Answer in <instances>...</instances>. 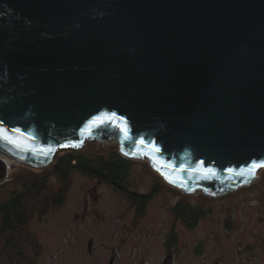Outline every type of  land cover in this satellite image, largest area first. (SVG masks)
Wrapping results in <instances>:
<instances>
[{
	"label": "water",
	"instance_id": "water-1",
	"mask_svg": "<svg viewBox=\"0 0 264 264\" xmlns=\"http://www.w3.org/2000/svg\"><path fill=\"white\" fill-rule=\"evenodd\" d=\"M86 142H114L183 193L250 186L264 0H0V152L41 168ZM10 173L0 158V183Z\"/></svg>",
	"mask_w": 264,
	"mask_h": 264
},
{
	"label": "flooded vegetation",
	"instance_id": "flooded-vegetation-1",
	"mask_svg": "<svg viewBox=\"0 0 264 264\" xmlns=\"http://www.w3.org/2000/svg\"><path fill=\"white\" fill-rule=\"evenodd\" d=\"M88 177L98 180L96 176ZM98 187H88L82 200L76 204V211L67 213V217L60 220L57 217L54 223L51 218L66 209V196L58 197L56 193L52 196L48 192V201L39 207L37 216L28 225L29 228L35 226V231L29 229L34 235L35 246L28 255L31 264L234 263L228 259L225 238L213 234L211 229L207 234L197 232L198 226L204 227L201 220L205 218L199 217L198 213L196 216L194 208L190 209L186 203L176 202L167 207L172 217H146L150 213L149 200L157 194L155 184L145 194H130L131 190L122 183L118 186L109 184L112 191L121 192L126 199H130L127 213H131V217H121V213L118 218H107L100 209L104 196ZM147 196H150L149 200ZM52 197L58 202H53ZM230 225V222L225 221L224 228ZM48 235L50 239L46 240L45 236ZM236 249V264H254L247 255L252 250L251 245L237 243ZM261 256L264 257V243ZM260 261L264 262V259ZM255 263L259 264V261L255 260Z\"/></svg>",
	"mask_w": 264,
	"mask_h": 264
},
{
	"label": "rangeland",
	"instance_id": "rangeland-1",
	"mask_svg": "<svg viewBox=\"0 0 264 264\" xmlns=\"http://www.w3.org/2000/svg\"><path fill=\"white\" fill-rule=\"evenodd\" d=\"M70 151L73 150L69 148L62 149L55 157H65ZM74 152H81L87 155V157L93 156L95 158L107 157L110 153L114 152L119 154L118 146L114 142H86L81 150H74ZM2 158L6 161V158ZM128 161V175L122 181H118V184L122 183V185L128 187L131 190L130 194L148 193L154 187V184L156 185L157 194L149 200L150 205L148 207L150 208V213L146 217H158L159 219L172 217L166 208L173 206L176 202L186 203L190 209L194 208L196 216L198 213L199 217L205 218V220H201V224L203 223L204 227L202 225L198 226L197 228L199 229L197 232L207 234L211 229L213 234L217 233L222 238H225L228 259H232L234 261L233 264H236L238 261V257L235 254L237 252V243L251 245L252 250L247 255L250 256L254 264H256L255 260L259 261V264H264L263 261H260L264 259L261 256V249L264 243V170L259 171L256 180L250 186L221 197H214L201 193H183L175 187L168 186L152 169L146 159H131ZM6 162H8V159ZM15 162H11V165L8 164L11 168V173L7 182L1 184L3 186L0 185V201L6 200L12 190L9 182L13 176L15 178L17 176L19 178L43 176L46 173L49 174L54 165L52 161L46 167L32 168L30 165ZM93 165L96 167V164ZM74 166L76 164L72 162L71 167ZM85 175L87 174H83L78 170H71L65 182H61L55 176L50 177L49 185L53 193H56L58 197L66 196V209L61 212L62 214L58 213L56 216H53L51 218L52 223L56 221L57 217H59V220L60 218H66L67 213L71 211V214H73L76 211V204L82 200L86 189L93 185H99L98 190L104 196L100 209L107 218H118L121 213V217L127 215L131 217V213H127V202L130 199H126L121 192L117 193L112 191L109 184L103 182L104 180L99 178L97 180L96 178L88 177L89 175ZM124 181L125 184H123ZM187 213L189 214V212ZM225 221L231 224L227 229L224 228ZM34 227L31 226L28 228H32V231H35ZM31 236L34 238V235ZM45 239L49 240L50 236H45ZM27 255H30V251Z\"/></svg>",
	"mask_w": 264,
	"mask_h": 264
},
{
	"label": "trees",
	"instance_id": "trees-1",
	"mask_svg": "<svg viewBox=\"0 0 264 264\" xmlns=\"http://www.w3.org/2000/svg\"><path fill=\"white\" fill-rule=\"evenodd\" d=\"M72 162L76 166L71 167ZM128 162L116 152L107 157L95 158L70 151L65 157L54 158L53 169L49 174L27 178L17 176L15 180L13 176L9 182L12 190L6 200L0 201V264H31V257L27 253L34 251L35 246L28 225L37 216L39 207L48 201V194L55 195L49 185L51 176L65 182L71 170H78L118 186L117 182L128 175ZM150 196L146 199L149 200ZM51 200L58 202L53 197Z\"/></svg>",
	"mask_w": 264,
	"mask_h": 264
},
{
	"label": "snow or ice",
	"instance_id": "snow-or-ice-1",
	"mask_svg": "<svg viewBox=\"0 0 264 264\" xmlns=\"http://www.w3.org/2000/svg\"><path fill=\"white\" fill-rule=\"evenodd\" d=\"M113 115H114V114H113ZM107 119H110V118H109V117H106V115H104V114H102L101 117H96V118H94L93 121H89V125H86V126H85V129L82 130V133H83L85 130H87V131L89 132V134H90L92 127H99V126H102V125L106 122ZM15 131H16V132H19L18 129H16ZM3 139H4L6 142H8V143H14V141H12L9 137H6V136H5V137H3ZM73 146H74V147H78L79 145H73ZM256 167H264V162H262V163L259 164V165H252V166L248 169L249 173L254 175V169H255ZM229 171H232V170L230 169ZM241 171H243V170H241Z\"/></svg>",
	"mask_w": 264,
	"mask_h": 264
},
{
	"label": "bare ground",
	"instance_id": "bare-ground-1",
	"mask_svg": "<svg viewBox=\"0 0 264 264\" xmlns=\"http://www.w3.org/2000/svg\"><path fill=\"white\" fill-rule=\"evenodd\" d=\"M0 156H2V157H4V158H6V161H7V159H8V164H10L11 165V162L12 163H14L15 161H13L11 158H9L8 156H6V155H4L2 152H0ZM1 157V158H2ZM3 159V158H2ZM16 163V162H15ZM20 164V163H19ZM22 165V164H21ZM27 167H29V166H27ZM31 167V166H30ZM33 168V167H32ZM39 168V167H38Z\"/></svg>",
	"mask_w": 264,
	"mask_h": 264
}]
</instances>
